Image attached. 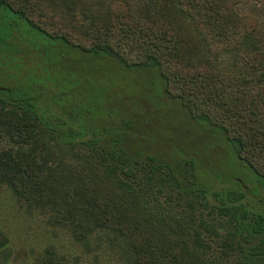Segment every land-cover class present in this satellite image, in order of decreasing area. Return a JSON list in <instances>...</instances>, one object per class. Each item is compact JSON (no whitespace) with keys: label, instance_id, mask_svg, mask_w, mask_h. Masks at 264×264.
<instances>
[{"label":"rangeland","instance_id":"rangeland-1","mask_svg":"<svg viewBox=\"0 0 264 264\" xmlns=\"http://www.w3.org/2000/svg\"><path fill=\"white\" fill-rule=\"evenodd\" d=\"M101 1L85 4L97 12ZM236 10L257 19L264 48V0H244ZM66 13L87 27L80 14ZM0 43V103L7 111H34L40 127L51 124L62 146L81 141L88 148L81 163L58 153L48 158L47 176L56 181L60 197H74L85 183L96 193H109L112 180L103 179V169L110 165L140 191L151 212L179 220L201 264H259L252 259L264 257V181L214 129L192 121L159 81L145 72L129 73L115 56L52 40L4 8ZM17 148L0 130V152ZM42 157L37 156L40 164ZM241 194L246 215L227 212ZM69 211L65 206L60 217L51 208H31L0 182V264H134L129 246L102 230L90 228L78 237ZM242 227L255 230L253 243L235 244L224 257L228 251L221 242Z\"/></svg>","mask_w":264,"mask_h":264},{"label":"trees","instance_id":"trees-1","mask_svg":"<svg viewBox=\"0 0 264 264\" xmlns=\"http://www.w3.org/2000/svg\"><path fill=\"white\" fill-rule=\"evenodd\" d=\"M85 2L0 0V8L52 40L88 54L115 56L129 73L154 77L192 121L214 129L264 181V48L257 19L236 10L244 0H102L97 12ZM66 11L80 14L87 27H80L78 19L71 22ZM227 61L230 65L224 67ZM1 102L0 130L18 148L0 152V182L19 200L31 208H51L60 217L67 206L78 237L84 238L90 228L102 230L111 241L129 246L134 264H201L195 248L193 253L188 249L179 220L151 212L140 191L116 176L110 165L101 177L112 180L109 193H96L85 183L74 197H60L56 181L47 176L48 158L58 153L81 163L88 148L81 141L62 146L51 124L40 127L34 111H7ZM39 154L44 155L42 164ZM243 196L233 199L227 212L246 215ZM255 234L252 227H242L226 236L221 242L228 251L224 257L235 244L251 245ZM197 238L201 242L199 234ZM2 245L0 234V250ZM252 260L264 264V257Z\"/></svg>","mask_w":264,"mask_h":264}]
</instances>
